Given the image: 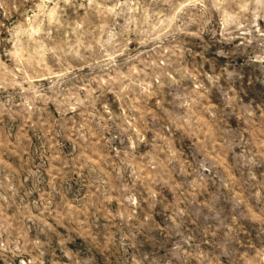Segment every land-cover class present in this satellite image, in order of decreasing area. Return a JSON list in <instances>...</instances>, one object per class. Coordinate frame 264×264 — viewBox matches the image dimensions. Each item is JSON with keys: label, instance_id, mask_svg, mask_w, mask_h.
<instances>
[{"label": "rangeland", "instance_id": "1", "mask_svg": "<svg viewBox=\"0 0 264 264\" xmlns=\"http://www.w3.org/2000/svg\"><path fill=\"white\" fill-rule=\"evenodd\" d=\"M0 264H264V0H0Z\"/></svg>", "mask_w": 264, "mask_h": 264}]
</instances>
